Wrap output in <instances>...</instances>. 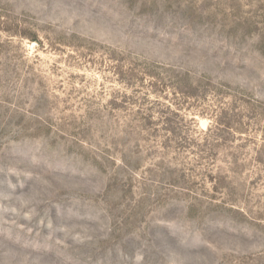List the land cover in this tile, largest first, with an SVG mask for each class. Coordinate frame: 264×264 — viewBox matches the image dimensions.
Here are the masks:
<instances>
[{"label": "rangeland", "instance_id": "374dc122", "mask_svg": "<svg viewBox=\"0 0 264 264\" xmlns=\"http://www.w3.org/2000/svg\"><path fill=\"white\" fill-rule=\"evenodd\" d=\"M0 264H264V0H0Z\"/></svg>", "mask_w": 264, "mask_h": 264}]
</instances>
